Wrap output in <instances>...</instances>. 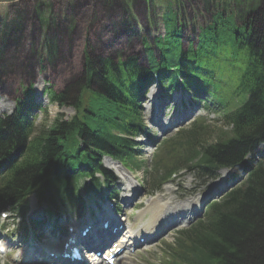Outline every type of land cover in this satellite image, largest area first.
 Instances as JSON below:
<instances>
[{"label": "trees", "instance_id": "16d2710c", "mask_svg": "<svg viewBox=\"0 0 264 264\" xmlns=\"http://www.w3.org/2000/svg\"><path fill=\"white\" fill-rule=\"evenodd\" d=\"M162 1L166 34L155 40L158 57L144 38L148 67L135 57L116 62L86 52L84 82L72 84L73 97L69 86L46 90L52 102L74 107L71 118L60 115L38 128L29 118L31 88L13 114H0V209L24 207L33 193L42 197L52 187L72 201L84 177L90 179L87 191L98 194L103 182L96 174L105 184L111 179L103 155L130 170L142 168L132 136L144 129L141 98L155 76L173 88L206 92V107L222 123L201 117L164 140L148 171L152 192L184 168L213 177L247 163L249 153L264 152L258 149L264 143V0H204L210 20L192 21L198 44L191 41L186 50L180 0ZM166 253L164 264H264V155L239 185L207 206L202 219L179 230Z\"/></svg>", "mask_w": 264, "mask_h": 264}, {"label": "rangeland", "instance_id": "374dc122", "mask_svg": "<svg viewBox=\"0 0 264 264\" xmlns=\"http://www.w3.org/2000/svg\"><path fill=\"white\" fill-rule=\"evenodd\" d=\"M203 1L180 0L177 5L178 23L181 22L184 29L185 47L190 44L188 37L195 41L197 39L198 28L192 26V21L198 19L197 22L202 24L210 19L211 6L209 10H205L207 8ZM163 6L162 0H0V113H11L16 100L25 97L24 88L32 84L37 103L47 109V112L39 111V107L33 109L39 128L50 125L59 114L64 118H71L75 114L73 106L49 102L44 96L45 87L49 84L59 91L69 86L70 97H73L76 91L72 84L80 82L83 77L86 48L90 53L110 56L115 61H127L130 57H135L147 65L142 39L146 37L150 46L154 47L153 40L164 35L161 17L165 11ZM50 16L53 18L50 19ZM157 53L156 50L155 54ZM83 82L81 80L80 83ZM144 91L142 114L151 133L140 137L142 144L139 148L149 169L155 146L164 136L171 137L199 115L209 122L221 125L220 115L204 108V103L200 102L190 109L184 106L186 111L192 110L189 117L184 123L168 128L166 124L169 125L168 122L178 116L177 112L180 111L181 114V106L193 101L190 97L192 93L184 94L182 100V94L165 93L155 82L147 84ZM151 94L154 95V100L150 98ZM157 105L160 113L158 117H153L154 107ZM161 129L164 130L163 133ZM112 161L109 157H103L104 166L117 178L116 184L112 185V191L117 192V199L109 198L108 191L99 199L86 195L85 180H81L79 189L86 196L85 206L80 204L71 208L69 204H62L58 200L53 209L54 214L50 215L46 205L47 198L51 195L49 192L41 202L35 196L30 198L27 221L18 217V212L7 211L9 217L0 219V264H49L44 262V244L61 242V237H66L71 224H79L84 220L87 222L88 218L97 220L100 215H110L107 212L108 202L114 204L111 215L123 227L127 229L133 224L137 229L140 216L146 210L149 200L154 197H158L164 205L166 221L177 218L180 220L151 242L122 256L117 264H163L162 261L166 259L164 250L174 240L176 231L189 226L201 216L203 197L211 194L216 185L219 189L221 184H226L239 171L224 170L225 174L220 171L218 177L221 180H210L200 177L194 170L186 169L152 194V188L146 183L148 175L144 170L134 174L122 167L115 169L110 163ZM139 180L147 185L146 188L141 189ZM132 191H138L135 199L123 203ZM190 198H195L194 209L198 207V210L188 207L177 213L179 204ZM115 210H118L119 215L114 214ZM32 217L37 219L34 223L37 227L33 225ZM186 217H189L188 220L184 219ZM147 218V214L142 216V223ZM30 245H36L39 249L32 256L34 258H25L27 249L31 252ZM8 248H14L17 253L5 251ZM18 257L21 260H17ZM42 258L44 261H40Z\"/></svg>", "mask_w": 264, "mask_h": 264}, {"label": "bare ground", "instance_id": "6f19581e", "mask_svg": "<svg viewBox=\"0 0 264 264\" xmlns=\"http://www.w3.org/2000/svg\"><path fill=\"white\" fill-rule=\"evenodd\" d=\"M152 94H151L152 97L150 96V98L152 100H154V98H153L154 95H152ZM158 107H159L158 105L156 107H154L155 110L153 111V114H152L153 117L154 116L155 117H158V114L160 112V109H159V112L157 110ZM110 163L113 165V168H115V169H121V167H122L116 161H112ZM222 172H223V174H225V171H222ZM127 198H130V197H127ZM127 198L124 199L126 202L129 201ZM195 202H196L195 198H190L189 200L180 203L179 204V209H181V208H187V207H192ZM145 214L148 215V218L146 219L145 222L142 223V220H143L142 219V216H144ZM163 215H164V205L161 204V202L159 201V198L158 197H155V198L150 199L149 200V203L147 205L146 210L142 213V215L139 218L140 219V226H138V228L135 230L134 229L135 228L134 225L131 224V226H129V229L127 230L132 235V238L131 239H133V238L138 239L139 237H143L144 235L152 238L154 235H156V234L159 233L160 228L162 226L164 227V229H166L169 224H168V221H166V219L165 220H164V218L162 219ZM101 220L102 221H105V222L111 221L108 229L105 230V229L101 228L98 231L89 232L87 234L88 236L86 237V240L85 241H88L89 239H93V240H95V242L103 244L106 241L107 238H103V241H102V236L100 234H102V235L103 234H106V236L109 237V236H113L116 233V232L114 233L112 231L111 224L112 223H115V225H118V223H116L114 220L112 221V219L110 220V218H105L103 215L100 216L97 220L90 219L87 222V226H84V225H82V226H84L86 228H88L89 226H93V228H96L98 226V222L99 221L101 222ZM171 221H173V220H171ZM177 221H179V219H176L175 222H177ZM160 223H161V225H159ZM79 229H81L80 226H79V228H77V230H79ZM51 246H53V245H51ZM47 249H50V247H47ZM30 250L32 251V248ZM49 259H51L50 261H53L54 260L53 257H49ZM96 259H93L94 260V263L95 264H100L98 261H95ZM57 262H61V261H58L57 260ZM82 264H86V262H82Z\"/></svg>", "mask_w": 264, "mask_h": 264}]
</instances>
